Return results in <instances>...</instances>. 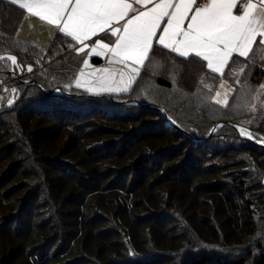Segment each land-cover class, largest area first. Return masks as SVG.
Here are the masks:
<instances>
[{
    "label": "trees",
    "instance_id": "1",
    "mask_svg": "<svg viewBox=\"0 0 264 264\" xmlns=\"http://www.w3.org/2000/svg\"><path fill=\"white\" fill-rule=\"evenodd\" d=\"M24 15L0 0V55L23 69L14 81L0 61V83L18 94L0 107V264H264V147L229 124L208 137L219 122L264 137V105L248 106L264 103V60L234 57L221 77L155 43L109 100L66 88L77 43L22 41ZM184 69L190 88L176 83ZM221 80L233 86L224 107L212 101ZM77 121L84 135L53 146Z\"/></svg>",
    "mask_w": 264,
    "mask_h": 264
},
{
    "label": "snow or ice",
    "instance_id": "2",
    "mask_svg": "<svg viewBox=\"0 0 264 264\" xmlns=\"http://www.w3.org/2000/svg\"><path fill=\"white\" fill-rule=\"evenodd\" d=\"M32 16L56 26L81 47L107 33L114 41L93 40L91 55L107 58L122 69L80 73L75 87L89 92L127 91L151 52L154 40L180 57L194 55L214 74L224 76L233 56L247 59L260 37L264 46V0H10ZM139 7H136V6ZM151 5V7H149ZM239 9V12L237 11ZM134 13V15H130ZM166 24L161 28L162 23ZM185 22H187L185 26ZM158 32H161L159 36ZM13 66L15 56H0ZM87 60L84 68H89ZM126 69L127 71H124ZM28 71H32L31 67ZM119 76V79H117ZM223 84L221 87L223 88ZM211 90V89H210ZM215 103L226 105L227 95ZM241 135L251 134L241 129Z\"/></svg>",
    "mask_w": 264,
    "mask_h": 264
},
{
    "label": "rangeland",
    "instance_id": "3",
    "mask_svg": "<svg viewBox=\"0 0 264 264\" xmlns=\"http://www.w3.org/2000/svg\"><path fill=\"white\" fill-rule=\"evenodd\" d=\"M29 21L30 20L27 19V16L24 15V17H23V19H22V21L20 22V25H19V27L21 29L18 28V30H20V31L17 30L18 31V35L17 36L20 39L29 42L30 39H25V38H28V37H26L24 34H21L22 29H24L25 31H28L29 34H31L32 39L35 37L36 38V41H39V44L42 43V40L45 39V38L42 39V37H45L46 35L43 34L42 37H41V34L40 33H45L46 32L45 29H43L44 27L42 25H40L39 23L33 24V23H30ZM36 45H38V44H36ZM42 47H44V46H42ZM75 47L76 46L72 47L71 51H74L75 55H79L81 53V56L82 57L80 59V62H79V66L78 67H75V65L73 64V65H70V69L68 68V72L67 73L68 74L69 73L71 74V79L67 83H65L66 84V88H69V89L70 88H74L76 90H79L81 92H84V93L88 94V96L89 95L90 96H94V97H102V96H104L105 98H107L106 96H110V98H107L109 100H112V95L126 93L130 89V86L132 84L129 86V88H128L127 91L99 92V93L89 92L85 88H77V87H75L76 80L81 78L80 77V73L81 72H84V73L87 74V73L92 72L94 69H104V68H108V67H104V66L100 65L99 63L96 64V63L92 62L91 57L92 56H95V55H91L90 48L85 49L83 52H81V51H78ZM8 54H12V53H8ZM2 55H6V54H2ZM97 57H100V56H97ZM65 60H66V62L69 63V59L68 60L65 59ZM85 60H87L88 63H89V65H90V67L87 68V69L84 68V61ZM7 63L10 64V66L14 67L10 71L11 72L10 73L11 78L14 81H20L21 80V77H22V72H23V69H22L21 65L20 66L19 65L13 66L11 64V62L8 61V60H7ZM58 63H59V60H55L51 65L46 64V63L45 64L44 63H40L39 69L42 68V67H46L48 70L50 69L53 72L55 70V68H61V66L57 65ZM113 65H115V64H113ZM189 66H191V65H188V67ZM110 68L119 69L117 66H113V67H110ZM120 69H122V68H120ZM123 70L124 71H127L126 69H123ZM19 73H20V76H18ZM187 75H188V69H184V71L180 75H178V77H177V80H176L177 85L184 86V87H187V88L192 87L193 80L191 78L188 79V80H186ZM117 79H119V76H117ZM25 82H33V81H25ZM28 84H30V83H28ZM31 84H33V83H31ZM221 84L224 85L223 88L221 87ZM9 85L10 84L6 85L4 83L3 84L0 83V87H2V89H4L3 90L4 94L2 95V104H1L0 107H3L4 104L5 105H8L10 103H13L15 101V99H16V96H18L16 90L14 88L10 87ZM262 89H264V88H262ZM55 90L58 91V88H56ZM52 91H54V90H52ZM217 92H220L221 93V97H220L221 99H223L224 95L226 94L227 95V101H229V99H230V97H231V95L233 93V86L231 84H229L227 81L221 80L218 83V85L216 86V89H215V91L213 92V95H212V101L214 103H215V98H216V93ZM79 97H82V96L80 95ZM259 98H260V96H259ZM253 99L254 100H253L252 104L248 105V106H251L249 109H252L253 108L252 110H256L258 105H264V103H262L257 98L256 94H255V97ZM113 101L121 103V101H123V99H120V100L115 99ZM215 104H217V103H215ZM217 105L224 107L227 104L226 105L217 104ZM79 122L80 121H77L73 127H68L67 124L65 123L66 126H62V131H60L59 133H57V137H56L57 140L52 141L51 142L52 145L55 146V147H57V148H60L61 150L62 149L63 150H66L68 148L67 147L65 148V146L74 144V143H72V144L69 143L68 144L66 141L68 140V138L70 137V135H74V134H76V136H81L82 134L84 135V133L78 129V127H80ZM78 133H80V134H78ZM254 137H255V134H254ZM259 142H264V137H261V141H259ZM66 143H67V145H66ZM88 143L85 142V144H84V147L87 148V149L89 148L88 146L91 145V144H88ZM65 154H67V153H65ZM65 157H68V156H65ZM78 157L79 156H76V158H78ZM105 165H106V163H105Z\"/></svg>",
    "mask_w": 264,
    "mask_h": 264
},
{
    "label": "crops",
    "instance_id": "4",
    "mask_svg": "<svg viewBox=\"0 0 264 264\" xmlns=\"http://www.w3.org/2000/svg\"><path fill=\"white\" fill-rule=\"evenodd\" d=\"M206 2V1H205ZM241 2H242V0H241ZM253 2H256V0H253ZM17 5V4H16ZM136 7H139L138 5L136 6ZM149 7H151V5H149ZM238 12H239V9L237 10ZM25 15L27 16V19H29L30 21V23H33V24H37V23H39L40 25H42L44 28L43 29H45V33H40L41 34V37H42V35L44 34V35H46L45 37H42V39H44V40H42V43H40L39 44V41H36V38L34 37L33 39H32V36H31V34H29V32L28 31H25L24 29H22V32H21V34H24L26 37H28V38H25V39H30L29 40V43H32V44H34V45H36V44H38V45H36V46H38V47H40L41 49H43V50H46L47 48H48V46H49V44H50V42L52 41V39H53V37H54V35L57 33V32H60L59 30H58V28L56 27V26H53V25H49L46 21H42V20H40L38 17H35V16H32V15H30V14H28L27 12H26V10H25ZM130 15H134V13H130ZM165 24H166V20H165V22L164 23H162V25H161V28H163L164 26H165ZM186 24H187V22H185V26H186ZM19 29H21L20 27H19ZM18 31H20V30H18ZM18 31H17V35H18ZM28 33V34H27ZM160 34H162L161 32H158L157 33V35L159 36ZM18 37V36H17ZM19 38V37H18ZM20 39V38H19ZM96 39H99V40H102L103 42H109V43H111V42H113L114 41V38H112V37H110L107 33H101V34H99L97 37H95V38H93V40H96ZM261 38L260 37H257V42H256V44H254V46H253V52L252 53H250L249 54V57L248 58H250L251 57V55L253 54V53H256V55H258V56H260L261 57V59L262 60H264V46H261L260 44H259V40H260ZM22 40V39H21ZM93 40H89V41H86V44L89 46V47H87V48H85V49H88V48H91L92 46H94V43H93ZM22 41H25V40H22ZM25 42H28V41H25ZM34 42V43H33ZM158 44V45H160L159 43H158V41H156V40H154V42H153V45L154 44ZM42 46H44V47H42ZM160 46H162V45H160ZM80 45L79 44H77L76 45V49L79 51V49H80ZM163 47V46H162ZM84 49V50H85ZM169 50V49H168ZM176 54V53H175ZM178 55V54H177ZM92 57H97V56H92ZM234 57H238L239 59H245V58H241V57H239V56H236V55H234L233 56V58ZM100 60H101V62L99 63L100 65H102V66H104V67H108V68H110V67H113V66H117L119 69L120 68H122V66L121 65H119V64H115V65H109L108 63H107V58L106 57H98ZM232 58V59H233ZM247 58V59H248ZM188 61H189V63L190 64H195V62H200V63H202L206 68H207V66H206V62L205 61H202L200 58H198V57H195L194 55H192V56H189L188 58ZM232 61V60H231ZM230 61V62H231ZM195 65H197V64H195ZM195 65H192V66H195ZM142 68V67H141ZM140 68V69H141ZM208 69V68H207ZM209 70V69H208ZM226 70V69H225ZM210 71V70H209ZM137 77V76H136ZM135 80V79H134ZM134 82V81H133ZM132 82V83H133ZM131 83V84H132ZM4 90V89H3ZM3 90L0 92V106H1V104H2V93H3Z\"/></svg>",
    "mask_w": 264,
    "mask_h": 264
},
{
    "label": "water",
    "instance_id": "5",
    "mask_svg": "<svg viewBox=\"0 0 264 264\" xmlns=\"http://www.w3.org/2000/svg\"><path fill=\"white\" fill-rule=\"evenodd\" d=\"M9 55H11V56H15L14 54H6V55H0V56L7 57V56H9ZM15 57H16V56H15ZM16 58H17V57H16ZM17 65L20 66L18 59H17ZM14 73H15V72H14ZM18 76H20V73L18 74ZM20 81H21V80H20ZM25 83H30V84H31V83H34V82H25ZM39 87H40V86H39ZM40 88H41V87H40ZM51 93H62V92H61L60 89H58V91H57V90H54V91H51ZM68 95H70V94H68ZM78 96H80V95H78ZM81 96H84V95H81ZM102 97H104V96H102ZM106 97H107V98H110V96H106ZM121 103H125V104H133V103H135V104H139V103L134 102V101H132V100H123V101H121ZM152 107H154V106H152ZM159 110H160V112H162V113L164 114V112H163L162 109H159ZM170 123H171V122H170ZM224 124H229V125L233 126V127L237 130V132L239 133L240 136H242V137H244V138H247V139H249V140H251V141L257 143L258 145H261V146L264 147V142H259V141H257V140L255 139V137H254V133H253L251 130H249V129L243 127V126L235 125V124H230V123H227V122H219V123L215 124V125L212 127V129L210 130V132H209V134H208V137L211 136V135H213V134L218 130V128L221 127V126L224 125ZM241 129H244L245 131H247L248 133H250V134H251V138H249V136L241 135V131H240Z\"/></svg>",
    "mask_w": 264,
    "mask_h": 264
},
{
    "label": "built area",
    "instance_id": "6",
    "mask_svg": "<svg viewBox=\"0 0 264 264\" xmlns=\"http://www.w3.org/2000/svg\"><path fill=\"white\" fill-rule=\"evenodd\" d=\"M206 0H197V6H199L202 3H205Z\"/></svg>",
    "mask_w": 264,
    "mask_h": 264
},
{
    "label": "bare ground",
    "instance_id": "7",
    "mask_svg": "<svg viewBox=\"0 0 264 264\" xmlns=\"http://www.w3.org/2000/svg\"><path fill=\"white\" fill-rule=\"evenodd\" d=\"M247 132V131H246ZM248 133V132H247ZM244 136H247V135H244Z\"/></svg>",
    "mask_w": 264,
    "mask_h": 264
}]
</instances>
